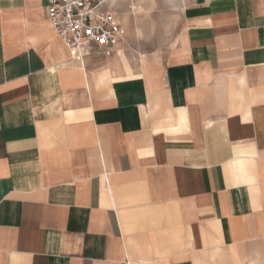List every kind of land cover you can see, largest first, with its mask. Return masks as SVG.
<instances>
[{
	"label": "crops",
	"instance_id": "0c3cea01",
	"mask_svg": "<svg viewBox=\"0 0 264 264\" xmlns=\"http://www.w3.org/2000/svg\"><path fill=\"white\" fill-rule=\"evenodd\" d=\"M48 4L0 0V264H264V0L82 60Z\"/></svg>",
	"mask_w": 264,
	"mask_h": 264
},
{
	"label": "built area",
	"instance_id": "2783aa9c",
	"mask_svg": "<svg viewBox=\"0 0 264 264\" xmlns=\"http://www.w3.org/2000/svg\"><path fill=\"white\" fill-rule=\"evenodd\" d=\"M48 10L53 28L77 60L89 52H108L125 37L122 21L103 0H49Z\"/></svg>",
	"mask_w": 264,
	"mask_h": 264
},
{
	"label": "rangeland",
	"instance_id": "374dc122",
	"mask_svg": "<svg viewBox=\"0 0 264 264\" xmlns=\"http://www.w3.org/2000/svg\"><path fill=\"white\" fill-rule=\"evenodd\" d=\"M120 1V2H119ZM114 7L123 25L130 28L131 54L158 53L179 38L183 28L182 10L188 0H118ZM129 12V16L123 15ZM138 27V29H137ZM128 30V29H127Z\"/></svg>",
	"mask_w": 264,
	"mask_h": 264
},
{
	"label": "bare ground",
	"instance_id": "6f19581e",
	"mask_svg": "<svg viewBox=\"0 0 264 264\" xmlns=\"http://www.w3.org/2000/svg\"><path fill=\"white\" fill-rule=\"evenodd\" d=\"M118 0H103L104 5H108L110 2H117Z\"/></svg>",
	"mask_w": 264,
	"mask_h": 264
}]
</instances>
